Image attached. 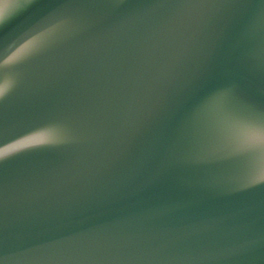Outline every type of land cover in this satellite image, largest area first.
<instances>
[{"label": "water", "instance_id": "obj_1", "mask_svg": "<svg viewBox=\"0 0 264 264\" xmlns=\"http://www.w3.org/2000/svg\"><path fill=\"white\" fill-rule=\"evenodd\" d=\"M0 19V264H264V0Z\"/></svg>", "mask_w": 264, "mask_h": 264}, {"label": "snow or ice", "instance_id": "obj_2", "mask_svg": "<svg viewBox=\"0 0 264 264\" xmlns=\"http://www.w3.org/2000/svg\"><path fill=\"white\" fill-rule=\"evenodd\" d=\"M0 22H3L5 24V23H9L10 21H5L4 19H0Z\"/></svg>", "mask_w": 264, "mask_h": 264}]
</instances>
